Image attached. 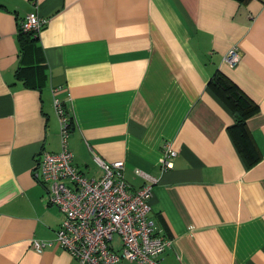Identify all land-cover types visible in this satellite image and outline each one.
Listing matches in <instances>:
<instances>
[{
	"label": "crops",
	"instance_id": "obj_1",
	"mask_svg": "<svg viewBox=\"0 0 264 264\" xmlns=\"http://www.w3.org/2000/svg\"><path fill=\"white\" fill-rule=\"evenodd\" d=\"M28 15L47 20L42 61L21 50ZM22 64L39 65L44 84H25ZM219 75L259 107L247 119L261 155L252 166L210 84ZM56 98L85 175H103L98 155L125 162L131 190L152 182L150 215L171 240L162 264H264V0H0V264H78L35 171L62 148ZM167 142L177 155L165 170ZM39 240L53 244L38 253Z\"/></svg>",
	"mask_w": 264,
	"mask_h": 264
},
{
	"label": "built area",
	"instance_id": "obj_2",
	"mask_svg": "<svg viewBox=\"0 0 264 264\" xmlns=\"http://www.w3.org/2000/svg\"><path fill=\"white\" fill-rule=\"evenodd\" d=\"M47 20L28 15L19 21L25 32L40 33ZM241 53L232 47L225 61L234 66ZM60 124L61 150L43 152L36 175L46 186V199L59 207L62 221L57 242L78 264H162L161 255L171 240L158 231L151 217L153 184L131 190L124 177L125 162L108 163L98 155L94 159L103 170L100 178L88 177L74 163L69 148L73 121L63 103L54 99ZM162 167H174L177 151L167 142L162 148ZM117 240L120 241L118 244ZM51 241H36L35 249L43 252Z\"/></svg>",
	"mask_w": 264,
	"mask_h": 264
},
{
	"label": "trees",
	"instance_id": "obj_3",
	"mask_svg": "<svg viewBox=\"0 0 264 264\" xmlns=\"http://www.w3.org/2000/svg\"><path fill=\"white\" fill-rule=\"evenodd\" d=\"M237 1L248 3L251 0ZM18 32L23 55H32L42 61V50L38 44L39 33L25 32L20 26ZM38 68L39 65L36 64H22L17 74L22 76L24 83L31 87H35L36 85L42 86L45 82V73L43 74L42 69ZM35 76L37 78H34ZM210 84L226 100L235 113V123L229 130L238 150L245 158L247 164L252 166L261 159V155L248 128L247 119L259 110L258 105L231 78L225 75H219ZM71 121H73L72 117Z\"/></svg>",
	"mask_w": 264,
	"mask_h": 264
}]
</instances>
